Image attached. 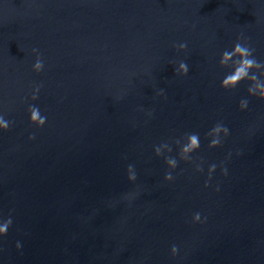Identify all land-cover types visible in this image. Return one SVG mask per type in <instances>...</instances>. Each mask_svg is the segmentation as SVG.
Segmentation results:
<instances>
[{
	"label": "water",
	"instance_id": "water-1",
	"mask_svg": "<svg viewBox=\"0 0 264 264\" xmlns=\"http://www.w3.org/2000/svg\"><path fill=\"white\" fill-rule=\"evenodd\" d=\"M241 35L264 62V0H0V264H264V101L220 87Z\"/></svg>",
	"mask_w": 264,
	"mask_h": 264
},
{
	"label": "clouds",
	"instance_id": "clouds-1",
	"mask_svg": "<svg viewBox=\"0 0 264 264\" xmlns=\"http://www.w3.org/2000/svg\"><path fill=\"white\" fill-rule=\"evenodd\" d=\"M178 51H184L187 47L186 43H180L179 45H174ZM33 53L36 54V61L33 64V71L40 73L44 68V61L39 55L37 49H33ZM255 49L248 43L247 39L242 35L237 37V40L231 51L225 50L219 60V65L222 68L231 69L228 74L223 78L220 85L224 90L235 89L242 81H248L249 87L247 89L249 96L257 97L258 99L264 101V62L258 61L254 55ZM189 73V66L186 62L181 61L178 64V67L175 68V74L186 76ZM40 85H37L32 99L36 100L38 98L37 94L40 90ZM163 90H161L158 95H163ZM249 101L247 99H241L239 101V109L241 111L248 108ZM30 113V123L39 127H43L46 123V117L40 114L38 107L30 105L28 108ZM11 126V122L4 119L3 116H0V130L7 131ZM221 134L224 137L228 136L229 129L222 123L215 124L211 130L206 134L207 137H210V142L208 147L217 148L222 144ZM30 139L34 137H29ZM178 147V158L180 161L192 162V153L197 151L200 148V138L198 133H188L185 135L183 140L175 141ZM162 149H167L168 153L172 152V148L168 143H162L159 146L154 148L155 155L157 157L164 156ZM165 163L169 169L175 170L178 167L177 158L171 156H164ZM203 161L196 164L195 170L197 172H202ZM217 165L212 164L208 168V180L212 178L213 172L216 170ZM128 180L135 181L136 174L134 172V166L129 165L127 168ZM222 173L227 175V169L222 168ZM165 181H172L174 179L172 172L169 171L164 176ZM208 186L207 181L205 182V187ZM201 216L199 213L194 214L193 222H200ZM12 224V219L9 217L0 223V236L6 235L8 228ZM16 247L19 249L21 245L17 243ZM178 252V249L175 245L171 247V254L175 256Z\"/></svg>",
	"mask_w": 264,
	"mask_h": 264
}]
</instances>
